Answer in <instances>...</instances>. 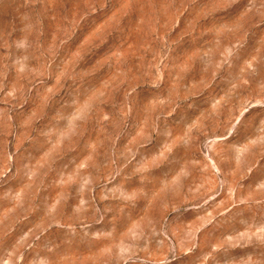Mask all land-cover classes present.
Masks as SVG:
<instances>
[{
	"label": "rangeland",
	"instance_id": "1",
	"mask_svg": "<svg viewBox=\"0 0 264 264\" xmlns=\"http://www.w3.org/2000/svg\"><path fill=\"white\" fill-rule=\"evenodd\" d=\"M0 264H264V0H0Z\"/></svg>",
	"mask_w": 264,
	"mask_h": 264
}]
</instances>
